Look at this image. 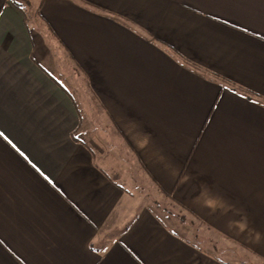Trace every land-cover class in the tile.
I'll use <instances>...</instances> for the list:
<instances>
[{
    "label": "crops",
    "instance_id": "obj_1",
    "mask_svg": "<svg viewBox=\"0 0 264 264\" xmlns=\"http://www.w3.org/2000/svg\"><path fill=\"white\" fill-rule=\"evenodd\" d=\"M264 263V0H0V264Z\"/></svg>",
    "mask_w": 264,
    "mask_h": 264
},
{
    "label": "rangeland",
    "instance_id": "obj_2",
    "mask_svg": "<svg viewBox=\"0 0 264 264\" xmlns=\"http://www.w3.org/2000/svg\"><path fill=\"white\" fill-rule=\"evenodd\" d=\"M239 264V262H237ZM251 264H264L263 262H252Z\"/></svg>",
    "mask_w": 264,
    "mask_h": 264
}]
</instances>
